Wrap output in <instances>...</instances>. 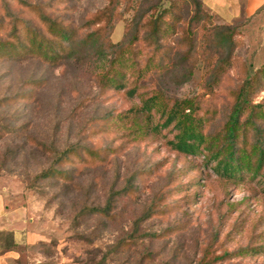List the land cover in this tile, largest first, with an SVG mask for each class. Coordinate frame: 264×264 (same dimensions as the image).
I'll use <instances>...</instances> for the list:
<instances>
[{
	"label": "rangeland",
	"instance_id": "374dc122",
	"mask_svg": "<svg viewBox=\"0 0 264 264\" xmlns=\"http://www.w3.org/2000/svg\"><path fill=\"white\" fill-rule=\"evenodd\" d=\"M27 1L34 8L9 1L16 16L38 25L35 8L41 9L70 25L78 37L92 32L87 20L110 2ZM118 1L124 18L111 35L113 42L122 40L136 12L148 19L154 5L171 2ZM191 14L182 11L186 20ZM212 16L214 24L226 25ZM0 17L10 20L2 0ZM237 42L232 63L213 90L211 64L202 60L184 83L178 78L183 66L165 74L150 63L139 89L149 95L161 85L171 96L196 97L199 115L216 129L245 66L264 64V9L247 19ZM146 54L138 55L141 67ZM108 58V51L93 45L58 63L0 60V203L13 214L15 229L26 234L23 243L13 245L12 232H0V252L13 258L0 264H264V182L247 176L227 181L203 155L185 157L170 143L172 126L154 130L159 115L138 136L132 116L125 122L120 115L141 105V99L100 82ZM30 80L40 84L27 87ZM24 93L30 98L22 99ZM261 101L264 92L256 97ZM53 146L59 151L100 148L104 158L58 164ZM54 167L71 179H38Z\"/></svg>",
	"mask_w": 264,
	"mask_h": 264
},
{
	"label": "trees",
	"instance_id": "16d2710c",
	"mask_svg": "<svg viewBox=\"0 0 264 264\" xmlns=\"http://www.w3.org/2000/svg\"><path fill=\"white\" fill-rule=\"evenodd\" d=\"M2 1L10 20L5 22L0 17V33L4 32L0 36V60L36 58L58 63L98 45L110 55L106 72L100 76L101 84L116 90L125 89L129 96L141 99V105H133L120 115V120L125 122L132 116L131 127L138 136L150 130L153 116L159 115L160 121L154 130L159 132L172 126L175 136L170 143L185 157L203 155L206 163H213L216 174L227 181L235 182L247 176L251 180L264 182V101L256 102V97L264 92V64L259 67L252 64L245 66V71L226 99L227 116L216 129L212 128L210 118L199 115L200 105L196 97L171 96L161 85L149 95L139 89L144 85L150 63L156 62L165 74L183 66L184 73L178 78L184 83L190 80L200 60L211 64L209 88L219 87L238 48L237 38L247 19L253 16L216 25L212 21L213 14L207 12L203 0H171L169 5H154L148 19L136 12L126 24L122 40L113 42L111 35L117 23L124 18L118 0H110L108 5L89 17L86 27L92 32L83 37H78L76 30L66 22L51 17L41 9L35 8L38 25L19 18L13 13L9 1H17L27 10L28 7L34 8L28 6L27 0ZM184 9L192 13L188 20L182 17ZM142 50L147 54L141 67L138 55ZM129 71L132 74L127 77ZM129 80L131 85L127 89ZM39 84L38 80H30L26 86ZM30 96L24 93L22 99H29ZM53 150L59 155L58 164L64 162L79 166L104 158L100 148L76 146L59 151L53 146ZM47 176L58 180L71 179L67 172L55 167L41 173L38 179ZM107 206H113V199ZM98 210L104 211L102 208ZM163 211L158 209V212Z\"/></svg>",
	"mask_w": 264,
	"mask_h": 264
},
{
	"label": "crops",
	"instance_id": "0c3cea01",
	"mask_svg": "<svg viewBox=\"0 0 264 264\" xmlns=\"http://www.w3.org/2000/svg\"><path fill=\"white\" fill-rule=\"evenodd\" d=\"M203 3L205 9L223 24L232 23L242 17H252L264 7V0H203ZM6 215L8 221L5 219L6 223L3 224L2 222L5 221L1 222V220ZM12 216L13 214L8 213L7 209L0 203V232H12L14 243L21 244L26 239V234L15 229L16 223L11 220ZM12 253L15 254V252ZM7 257L0 252V263L6 260L12 261L13 258Z\"/></svg>",
	"mask_w": 264,
	"mask_h": 264
}]
</instances>
